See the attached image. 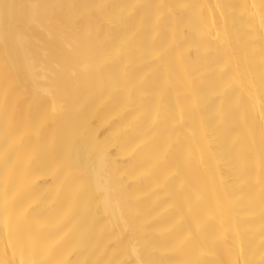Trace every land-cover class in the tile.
Here are the masks:
<instances>
[{
	"label": "bare ground",
	"instance_id": "obj_1",
	"mask_svg": "<svg viewBox=\"0 0 264 264\" xmlns=\"http://www.w3.org/2000/svg\"><path fill=\"white\" fill-rule=\"evenodd\" d=\"M0 264H264V0H0Z\"/></svg>",
	"mask_w": 264,
	"mask_h": 264
}]
</instances>
